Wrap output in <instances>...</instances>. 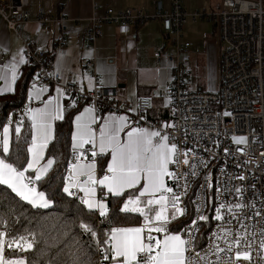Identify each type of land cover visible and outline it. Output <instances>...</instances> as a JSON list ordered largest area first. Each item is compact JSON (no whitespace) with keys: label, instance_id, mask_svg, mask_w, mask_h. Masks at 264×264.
Masks as SVG:
<instances>
[{"label":"snow or ice","instance_id":"snow-or-ice-1","mask_svg":"<svg viewBox=\"0 0 264 264\" xmlns=\"http://www.w3.org/2000/svg\"><path fill=\"white\" fill-rule=\"evenodd\" d=\"M85 58H91V52ZM26 62L23 49L12 55L0 72V80L5 82L0 92L13 90L18 67ZM97 72L103 75L100 65ZM77 81L81 85L87 81L88 91L95 87L88 73L74 76L72 82ZM104 83L101 79L100 84ZM45 91L47 88L36 90L34 84L29 98ZM55 91L54 97L42 101V108H26L31 139L21 138L23 121H18L15 153L10 148L11 121L3 125L0 186H4L5 197L10 190L34 209L50 208L60 191L73 198L71 203L78 200L82 207L74 209L80 217L76 227L81 236L89 237V243L76 238L59 247L60 241L45 240L40 247L35 231L26 226L22 231L12 228L0 216V264H253L254 251L257 264L264 261V199L259 204L255 196L246 199L240 184L223 186L217 179L214 186L210 172L205 173L200 187L193 189L189 177H198L199 168H206V163H197L194 149L179 146L169 131H174V123L141 126L139 120L144 116L139 105L128 109L132 116L111 112L97 116L92 106L79 112L71 122V159H66L65 173L60 175L63 163L54 153L46 155V150L55 147L54 122L64 119L61 101L70 94L61 87ZM77 103L71 99L67 107L75 108ZM146 103L152 106L150 100ZM172 104L171 93H167L161 106ZM172 110L175 113L174 107ZM97 122L98 131L93 127ZM233 141L242 144L245 139L233 137ZM180 163L184 165L182 174L173 168ZM61 179L62 189L55 188ZM39 186L51 190L52 195ZM60 203H64L63 197ZM209 209H214V215ZM33 252L39 255L30 256Z\"/></svg>","mask_w":264,"mask_h":264},{"label":"built area","instance_id":"built-area-1","mask_svg":"<svg viewBox=\"0 0 264 264\" xmlns=\"http://www.w3.org/2000/svg\"><path fill=\"white\" fill-rule=\"evenodd\" d=\"M152 5V10L138 7L114 9L101 0H91L89 26L84 38L92 46L105 24L135 27L159 20L173 47L170 52L157 50L153 53L158 62L167 60L171 64L168 86L161 93L163 97L171 93L173 101L167 108V120L146 119L150 108L146 101L151 103L150 97H139L131 104L118 97L117 88L102 86L94 57L84 59L82 66L93 78L95 87L91 91L84 88L81 91V86L72 82V73L65 78L57 73L54 54H49L47 49L23 34L24 23L29 20V0H0V23L19 37L26 63L34 68L22 103L13 109L15 118L9 113L0 125V139L5 123L11 121L9 125L17 126L18 121L27 118L26 108L35 103L33 98H29V90L34 84L47 89L61 87L70 94L67 100L76 99L77 104L94 107L97 116L104 112L132 116L128 109L139 105L144 120H139L138 116L135 119L141 126L174 123V131H169L179 146L184 148L187 145L194 149L197 163H206V168H199L198 177H189L193 181V189L199 188L205 173L210 172L214 186L217 179L223 186L243 185L246 199L255 196L259 204L260 199H264V0H221L213 9L192 12L184 8L182 0H152ZM188 20H205L215 26L219 52L217 86L214 89H202L194 82L189 53L191 43L182 40V29ZM35 21L45 27L53 21L58 23L59 37L52 46L53 52H57L67 38L68 17L62 9L54 16L40 8ZM5 58L6 55L0 52V65ZM233 137H244L245 142L237 144ZM85 147L90 148L89 145ZM66 167L67 164L65 170ZM173 168L182 174L184 165L180 163ZM240 175L244 176L243 181L232 179ZM210 214L214 215V209H210ZM211 227L215 228L216 223L213 222ZM252 256L253 264H257L255 251ZM259 264H264V261Z\"/></svg>","mask_w":264,"mask_h":264},{"label":"crops","instance_id":"crops-1","mask_svg":"<svg viewBox=\"0 0 264 264\" xmlns=\"http://www.w3.org/2000/svg\"><path fill=\"white\" fill-rule=\"evenodd\" d=\"M101 1L114 9L128 7H138L145 10L153 9L152 0ZM182 1L184 8L188 12H192L196 9H213L221 0ZM28 8L29 20L24 23L23 34L35 41L39 46L47 49L49 54H54L55 69L57 70V66L59 65V73L63 78L68 73H72L73 78L76 75L88 73L82 66V61L86 59L85 54L91 52V57H94L96 60V68L97 65H100L103 69V75L98 72L99 82L101 79L105 81L102 86L117 88L118 97L131 104L135 103L139 97H150L152 106L146 113V119H168L167 108L161 106L164 98L161 93L168 86L171 75V64L167 60L158 62L154 58L153 53L157 50L170 52L173 50V47L169 38L163 33L159 20L148 21L143 25L135 27L105 24L102 26V34L94 41L92 46H89L84 38V32L89 26L91 0H29ZM40 8L54 16L62 9L68 17V21L66 22L67 38L57 52H53L52 46L53 41L59 37V25L56 21L50 23L49 27L36 23L35 17ZM182 40L191 43L189 53L193 64L195 84L198 86L195 74H197L199 66L213 72L218 77L219 44L214 24L205 20H188L182 29ZM20 49H22V44L19 37L10 32L4 23H0V52L6 55L4 63L0 65V72L3 71L4 65L10 62L12 55L18 53ZM25 65L27 63L19 65L16 81ZM33 74L34 70L31 76ZM15 83L12 85L13 89ZM77 83L84 89H88L87 81H84L82 85L79 81ZM4 86L5 82L0 80V87ZM216 86L217 83L214 88ZM40 88L43 87L36 86V90ZM56 88L47 89V91L42 92L38 97L34 94L33 99L35 103L31 108H42L44 106L42 101H46L50 95L54 97L56 95ZM156 92H159L160 95H154ZM70 102L67 99L61 101L65 105V109ZM85 107L89 106L81 104L80 108L72 115V120ZM109 113L104 112L101 115ZM98 124L99 122L93 125L97 131ZM28 125L30 141L31 128L29 121ZM9 127L11 140V125Z\"/></svg>","mask_w":264,"mask_h":264},{"label":"trees","instance_id":"trees-1","mask_svg":"<svg viewBox=\"0 0 264 264\" xmlns=\"http://www.w3.org/2000/svg\"><path fill=\"white\" fill-rule=\"evenodd\" d=\"M33 70L34 68L28 64L25 65L15 83L14 89L11 92L0 93V125L9 113L15 118L16 113L13 109L22 103L26 85ZM80 106L81 104H76L75 108L66 107L64 119L56 121L54 125L55 135L58 138L53 142L55 147L51 148L50 146V150H46V155L54 153L59 158L60 162L63 163V168L59 169L60 175L65 173L66 159H71V120L72 115L80 108ZM27 118L23 120L21 138L29 140V125ZM15 128L16 126L12 124L10 148L13 153H15L17 147ZM26 147L27 145L24 144L23 148L25 149V155ZM39 187L40 190L46 191L48 195H52L51 190L46 189L43 186ZM54 187L62 189V179L56 182ZM60 197H63V204L60 203ZM53 199L54 203L50 208L34 209L25 202L20 201L19 198L15 197V195L10 192V190H7V197H5L4 186H0V216L7 219L12 228L22 231L23 227L26 226L30 230L35 231L40 247H43L45 240L49 243L60 241L58 244L59 247H63L64 244L70 245L76 238H79L82 243H89V237L81 236L79 229L76 227L79 223L80 217L74 214V209L78 206L82 207L79 205V201L77 200L75 203H71L73 198L64 196L62 191L58 192ZM112 203V201L109 202L110 207L112 206ZM69 208H72L73 211L70 212ZM13 209L15 210L14 212ZM17 217L19 218V224L16 223ZM66 232L68 233L67 236L64 235ZM65 251H67V249H65ZM29 255L38 256L39 253L33 252ZM61 259H63V257H61ZM93 259L97 260V257H94Z\"/></svg>","mask_w":264,"mask_h":264},{"label":"rangeland","instance_id":"rangeland-1","mask_svg":"<svg viewBox=\"0 0 264 264\" xmlns=\"http://www.w3.org/2000/svg\"><path fill=\"white\" fill-rule=\"evenodd\" d=\"M195 74V73H194ZM217 75L213 72L207 71L203 67L199 66L197 74H195V80L200 88L214 89L217 83ZM211 77V80H210Z\"/></svg>","mask_w":264,"mask_h":264}]
</instances>
